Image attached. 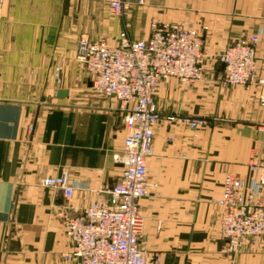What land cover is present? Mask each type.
I'll return each mask as SVG.
<instances>
[{"label": "crops", "instance_id": "0c3cea01", "mask_svg": "<svg viewBox=\"0 0 264 264\" xmlns=\"http://www.w3.org/2000/svg\"><path fill=\"white\" fill-rule=\"evenodd\" d=\"M127 2L132 10L124 24L141 27L129 30L132 39L148 38L152 21L190 22L203 36L206 57L201 80L184 86L170 78L158 86L162 118L148 176L159 187L140 200L141 246L160 253L161 264H264V237L227 250L214 203L227 174L250 183V164L264 162V85L224 86L222 63L213 59L243 35L261 33L264 78V0ZM108 7L107 0H5L0 7V264H76L67 221L120 178L114 154L124 146L125 110L116 98L93 92L77 59L79 39L107 22ZM169 115L208 123L194 130ZM63 172L89 189L78 187L67 198L43 185Z\"/></svg>", "mask_w": 264, "mask_h": 264}, {"label": "built area", "instance_id": "2783aa9c", "mask_svg": "<svg viewBox=\"0 0 264 264\" xmlns=\"http://www.w3.org/2000/svg\"><path fill=\"white\" fill-rule=\"evenodd\" d=\"M4 1L0 0V7ZM107 2L116 15H123L128 7L127 0ZM260 36L243 35L225 47L219 56L225 86L264 85L257 63ZM77 59L86 66L95 93L120 101L127 133L123 149L114 154L123 168L119 180L112 188L102 189L100 198L65 225L70 253L76 264H161V254H148L140 243L145 226L140 200L159 187L148 176L154 127L162 118L155 95L164 80L177 78L189 86L203 78V36L190 22H152L148 38L132 39L123 33L116 45L82 37ZM260 104L264 107V94ZM166 119L194 130L208 123L190 116ZM250 169L255 174L250 183L227 174L222 195L214 202L220 210V236L233 253L252 239L264 237V162L255 160ZM43 185L62 191L67 198L78 187L89 189L72 183L68 172L46 176Z\"/></svg>", "mask_w": 264, "mask_h": 264}, {"label": "rangeland", "instance_id": "374dc122", "mask_svg": "<svg viewBox=\"0 0 264 264\" xmlns=\"http://www.w3.org/2000/svg\"><path fill=\"white\" fill-rule=\"evenodd\" d=\"M144 4H145V0H144V3H142V5H140L139 7H143ZM131 10L127 9L126 12H125V14H123V15H116L108 7V10H107V12H108L107 22L106 23L104 22L102 25L101 24H94L92 26L93 28H92L91 34H86L87 36L84 35V36H81V38L84 37V38H88L89 40L93 41V39L96 40L99 37V35L102 33L101 36L96 41H99V40H103L104 39L109 45H116L118 43L119 39L122 37V34L123 33H128L129 30L131 32H133V31L136 32L137 30L139 31V29L141 28L138 25L135 26V25H131V24H129V25H125L124 24V19L123 18L126 17V16L129 17V15H131ZM152 22H157V21H152ZM152 22H151V24H152ZM198 30H199V28H198ZM128 35H129V33H128ZM133 36H139V35L134 33ZM130 38H131V36H130ZM213 59L215 60V63H219L220 62V57L219 56L218 57H215ZM203 64L206 65V57L204 55V40H203ZM85 68H86V66H85ZM254 85H256V84H254ZM257 85H260V84H257ZM88 92H90L89 89H88ZM259 103H260V96H259Z\"/></svg>", "mask_w": 264, "mask_h": 264}, {"label": "water", "instance_id": "95a60500", "mask_svg": "<svg viewBox=\"0 0 264 264\" xmlns=\"http://www.w3.org/2000/svg\"><path fill=\"white\" fill-rule=\"evenodd\" d=\"M222 66L224 67V64H222ZM89 85L91 86V82L89 83ZM66 93H67L66 90H60L58 92V95H63V94H66Z\"/></svg>", "mask_w": 264, "mask_h": 264}]
</instances>
